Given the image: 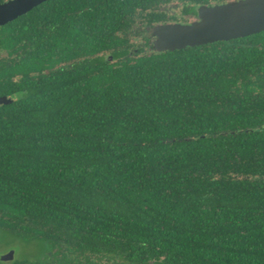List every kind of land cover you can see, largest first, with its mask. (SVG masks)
<instances>
[{
    "label": "trees",
    "instance_id": "1",
    "mask_svg": "<svg viewBox=\"0 0 264 264\" xmlns=\"http://www.w3.org/2000/svg\"><path fill=\"white\" fill-rule=\"evenodd\" d=\"M159 1L0 26V223L46 244L0 264H264V30L134 55Z\"/></svg>",
    "mask_w": 264,
    "mask_h": 264
},
{
    "label": "water",
    "instance_id": "2",
    "mask_svg": "<svg viewBox=\"0 0 264 264\" xmlns=\"http://www.w3.org/2000/svg\"><path fill=\"white\" fill-rule=\"evenodd\" d=\"M45 0H5L0 2V26L14 20ZM155 51L193 47L219 40H231L264 30V0H229L222 4L201 6L196 17L188 22L147 26ZM0 96V104L9 103ZM13 256L9 251L1 258Z\"/></svg>",
    "mask_w": 264,
    "mask_h": 264
},
{
    "label": "flooded vegetation",
    "instance_id": "3",
    "mask_svg": "<svg viewBox=\"0 0 264 264\" xmlns=\"http://www.w3.org/2000/svg\"><path fill=\"white\" fill-rule=\"evenodd\" d=\"M229 0H207L195 2L192 0H160L157 7L144 11H136L129 15L127 26L123 27L121 37L125 38L126 45L134 55L142 54L150 49L152 37H147L144 28L148 25L167 24L174 22H188L196 17L198 8L222 4ZM3 55L7 56L3 51Z\"/></svg>",
    "mask_w": 264,
    "mask_h": 264
},
{
    "label": "rangeland",
    "instance_id": "4",
    "mask_svg": "<svg viewBox=\"0 0 264 264\" xmlns=\"http://www.w3.org/2000/svg\"><path fill=\"white\" fill-rule=\"evenodd\" d=\"M45 248L46 244L42 239L18 231L9 224L0 223V263L3 262L2 256L9 251H13V256L4 262H20L25 258H35Z\"/></svg>",
    "mask_w": 264,
    "mask_h": 264
}]
</instances>
